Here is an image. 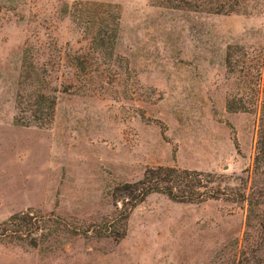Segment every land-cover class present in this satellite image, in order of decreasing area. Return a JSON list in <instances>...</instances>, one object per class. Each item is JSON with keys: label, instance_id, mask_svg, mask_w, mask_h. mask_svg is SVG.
Returning a JSON list of instances; mask_svg holds the SVG:
<instances>
[{"label": "rangeland", "instance_id": "374dc122", "mask_svg": "<svg viewBox=\"0 0 264 264\" xmlns=\"http://www.w3.org/2000/svg\"><path fill=\"white\" fill-rule=\"evenodd\" d=\"M245 8L0 0V222L31 218L27 236L0 235V264L236 263L246 203L232 192L264 181L253 167L264 0ZM36 66L55 89L49 121L45 110L32 117ZM232 98L249 110H227ZM154 166L200 172L222 194L189 203L150 193L129 211L115 205L113 189Z\"/></svg>", "mask_w": 264, "mask_h": 264}, {"label": "trees", "instance_id": "16d2710c", "mask_svg": "<svg viewBox=\"0 0 264 264\" xmlns=\"http://www.w3.org/2000/svg\"><path fill=\"white\" fill-rule=\"evenodd\" d=\"M247 0H150L151 4L163 8L178 9L204 14H247L245 8ZM227 47L225 53V66L228 71H232V59L230 50ZM77 59V58H75ZM74 66L77 67V60ZM259 66H257L258 68ZM46 68H32V117L35 113L43 110L47 112L48 121L50 120L55 104V89H47L45 85ZM259 76V70L255 71V81ZM258 80L252 91L253 99L257 98ZM55 88V87H53ZM233 98L226 100V109L229 111H248L244 105L236 108L233 106ZM44 104V107H43ZM16 120V119H15ZM256 152L253 157L254 171L261 168L264 175V96L263 100L257 103V133H256ZM200 172L178 168L174 166H154L143 170L137 180L122 183L113 189L114 203H120L122 210H130L140 203L150 193H159L167 199L179 202H197L210 198L219 197L222 192L218 188L206 189L200 182ZM232 197L237 201L246 203V214L244 231L242 236L241 248L238 251L236 263L242 264L246 261L253 264H264V181L248 187L247 193L243 191H233ZM120 211V210H119ZM125 215V214H124ZM126 216V215H125ZM125 216L122 220L125 219ZM30 216L27 214H14L9 217V221L0 222V235L11 233L13 235L29 234ZM12 223L19 227L18 230H8L7 224ZM39 229V227H35ZM7 231V232H6ZM122 233V232H121ZM263 246V248H262Z\"/></svg>", "mask_w": 264, "mask_h": 264}]
</instances>
